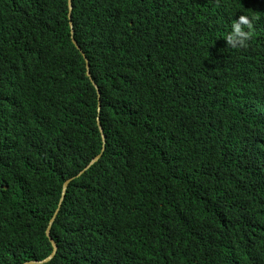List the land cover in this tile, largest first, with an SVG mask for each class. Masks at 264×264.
<instances>
[{
  "label": "trees",
  "instance_id": "obj_1",
  "mask_svg": "<svg viewBox=\"0 0 264 264\" xmlns=\"http://www.w3.org/2000/svg\"><path fill=\"white\" fill-rule=\"evenodd\" d=\"M72 3L0 0V264L52 253L69 179L47 264H264V4Z\"/></svg>",
  "mask_w": 264,
  "mask_h": 264
},
{
  "label": "water",
  "instance_id": "obj_2",
  "mask_svg": "<svg viewBox=\"0 0 264 264\" xmlns=\"http://www.w3.org/2000/svg\"><path fill=\"white\" fill-rule=\"evenodd\" d=\"M72 10H73V3H72V0H69V17H70V26H71V28H72V33H74V30H73V22L71 21V18H72ZM73 41H74L75 45L77 46V48L79 49V46L77 45L76 40L73 39ZM86 63H87V76H88L89 78H91V74H90L89 65H88V61H87V60H86ZM93 85L97 88V86H96L95 83H93ZM97 90H98V88H97ZM98 95H99L98 111L100 112V110H101V103H100V94H99V92H98ZM98 124H99V129H100L101 134H102L103 145H104V142H105V136H104V133H103V127L101 126L100 121H99V116H98ZM103 147H104V146H103ZM102 152H103V149H102V151H101L98 155H96V156H95V157L89 162V164L87 165V167H86L85 169L81 170L80 172H78L77 175H80L84 170H86L87 168H89L91 165L95 164V163L99 160V158L101 157ZM70 181H71V179L66 180V181L64 182V185H63V191H62V196H61V199H60V202H59V206H58V208L56 209V211H55V216L53 217V219H51V221H50V223H49V226H48V228H47V231H46V235H47V237L49 238L50 242H51L52 245H53V252H52V254H51L48 258H46L44 261H41V262H38V261H29V262H24L23 264H45V263L50 262V261L55 257V255H56V253H57V246H56L55 242L53 241V239L50 237V234H51V229H52L53 223H54V221H55V219H56V217H57L58 211H59V209H60V204H61L63 198L65 197V194H66V191H67V188H68V184H69Z\"/></svg>",
  "mask_w": 264,
  "mask_h": 264
},
{
  "label": "clouds",
  "instance_id": "obj_3",
  "mask_svg": "<svg viewBox=\"0 0 264 264\" xmlns=\"http://www.w3.org/2000/svg\"><path fill=\"white\" fill-rule=\"evenodd\" d=\"M262 4H264V0H259ZM252 23L247 15H240L238 19L233 20L231 24V30L228 32L226 37H224L226 41V47L232 48V49H238V48H245L248 45V41L251 38L252 32ZM94 158V157H93ZM92 158V159H93ZM89 164V163H88ZM87 164V165H88ZM87 165L83 168L85 169ZM92 166V165H91ZM90 166V167H91ZM89 167V168H90ZM82 169V170H83ZM88 169V168H87ZM86 169V170H87ZM81 171V170H80ZM79 171V172H80ZM83 173V172H82ZM55 216V215H54ZM53 252V251H52ZM52 254V253H51ZM50 254V255H51ZM49 255V256H50ZM48 256V257H49ZM47 257V258H48ZM54 259V258H53ZM52 259V260H53ZM45 260V259H44ZM43 260V261H44ZM51 260V261H52ZM50 261V262H51ZM29 262V261H27ZM41 262V261H38ZM49 263V262H48ZM47 264V263H45Z\"/></svg>",
  "mask_w": 264,
  "mask_h": 264
},
{
  "label": "bare ground",
  "instance_id": "obj_4",
  "mask_svg": "<svg viewBox=\"0 0 264 264\" xmlns=\"http://www.w3.org/2000/svg\"><path fill=\"white\" fill-rule=\"evenodd\" d=\"M64 198H65V197H64ZM63 201H64V200H63ZM63 201H62V202H63Z\"/></svg>",
  "mask_w": 264,
  "mask_h": 264
}]
</instances>
